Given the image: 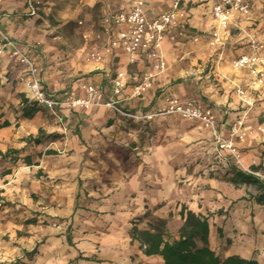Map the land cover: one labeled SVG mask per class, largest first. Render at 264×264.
Masks as SVG:
<instances>
[{
  "label": "crops",
  "instance_id": "crops-1",
  "mask_svg": "<svg viewBox=\"0 0 264 264\" xmlns=\"http://www.w3.org/2000/svg\"><path fill=\"white\" fill-rule=\"evenodd\" d=\"M28 1L0 0V28L34 60L48 97L78 96L83 85L90 83L103 91L105 100H112L111 78L124 69L127 85L118 97V107L147 115L141 120L156 125L159 131L152 137L146 163L110 162L106 145L126 140L122 130L129 118L106 106L78 108L72 113L56 108L54 114L28 93L21 59L10 55V49L1 54L0 264H162L159 257L144 255L140 243L132 239V229L144 227L140 218L146 212L165 218L172 213L168 227L178 238L182 205L208 218L210 244L222 258L239 255L264 264V209L252 199L251 186L235 187L206 174L189 175L181 185L176 182L183 174L184 151L193 141L217 146L211 142L210 129L197 120L185 121L188 131H177L174 143H169L162 130L168 131L169 121L183 122L179 114L164 112L167 97H196L211 104L222 136H229L234 122H243V139L236 138L235 145L245 168L252 171V165L264 162V85L258 89L262 100L243 117L244 106L235 86H249L252 79L247 71L232 65L248 37L264 40V0H250L252 12L247 17L235 15L224 52L211 53L208 75L202 74L200 62L211 52L205 48V35L215 28V22L204 0H186L187 25L201 39L198 44L166 41V70L152 79V86L140 98L130 95L144 65H129L125 54L109 51L102 25L104 43L97 47L101 58L83 57L77 67L81 79L71 89H54L53 73L42 74L44 56L34 43L41 37ZM172 2L145 0L146 12L154 16ZM124 5L117 0L113 7ZM100 9L102 12L101 5ZM92 49L86 44L79 51ZM211 75L219 82L206 80ZM25 102L39 107L31 118L23 115ZM175 128L178 126L171 123V129ZM176 147L183 152L174 159ZM229 161L234 163L230 156L225 157L223 166L229 168Z\"/></svg>",
  "mask_w": 264,
  "mask_h": 264
},
{
  "label": "built area",
  "instance_id": "built-area-1",
  "mask_svg": "<svg viewBox=\"0 0 264 264\" xmlns=\"http://www.w3.org/2000/svg\"><path fill=\"white\" fill-rule=\"evenodd\" d=\"M102 6V26L108 36L107 49L113 53H123L127 57L129 65H144L139 80L133 84L130 98H140L152 86V79L161 75L167 67L163 52L166 41L199 42L201 36L187 25V15L184 3L186 0H173L169 7L161 10L154 16L146 12L145 0H122L124 6L115 8L113 4L117 0H95ZM119 1V0H118ZM209 17L215 22V28L207 33L206 39L209 46L220 53L226 48V41L231 35V26L234 24L236 14L248 16L252 12L250 0H204ZM39 1L29 0V11L34 14L39 6ZM112 5V6H111ZM244 51L238 53L232 59V65L236 69L247 71L251 77L249 86L236 85V93L244 106L243 117L261 101V93L258 89L264 85V40L260 37L250 36L245 44ZM8 49L10 55L17 56L25 65L23 82L28 93L41 106H45L56 114V108H63L72 113L78 108L110 107L122 116L131 119H147L146 116H138L124 112L117 105L118 97L122 95L127 85L126 71L120 69L111 78L112 100H105L103 91L93 84L83 85L81 95L69 96L65 99H52L43 91L41 79L34 60L24 53L11 37L0 28V55ZM80 55L87 60H99L101 58L97 50H81ZM257 92L256 95L253 92ZM165 113H176L181 117L198 120L210 129L217 147L229 154L240 168L250 171L240 161V155L235 146L234 138L243 139L241 129L243 122H234L230 127L228 137L222 136L218 131L217 116L214 109L201 99L186 97L183 99L167 97ZM63 152V150H62ZM252 172V171H250ZM264 178V175L256 173Z\"/></svg>",
  "mask_w": 264,
  "mask_h": 264
},
{
  "label": "rangeland",
  "instance_id": "rangeland-1",
  "mask_svg": "<svg viewBox=\"0 0 264 264\" xmlns=\"http://www.w3.org/2000/svg\"><path fill=\"white\" fill-rule=\"evenodd\" d=\"M37 1L40 4L31 17H34L33 24L39 30V37H41L39 42L34 43L35 47H38L44 56L45 61L42 65V74L49 72V70L53 73V81L54 79L56 80L54 89L57 91L71 89L74 82H78L82 77L81 70L77 68L80 67L84 59L80 55L79 49L86 44L93 47L94 49L92 50H97V47L100 48L103 46L100 5L92 0ZM192 43L198 44L199 42ZM205 48L206 50L209 48L211 52L207 55V60L204 59L200 63L203 66L202 68H204L202 74L208 75L211 72L213 59L211 53L214 51L217 52V50L209 46L208 43L207 46L205 45ZM206 80L213 82L214 76H206ZM214 82L218 83L219 81L214 80ZM218 91L221 92L220 90ZM62 99L65 98L63 97ZM46 109L48 108L46 107ZM48 110L51 111L50 109ZM181 118H179V120L183 121L181 123L180 121H169L168 131L165 127L162 129L165 131L167 137L170 138L169 143L175 142L173 138L177 131L181 133L188 131V128L184 125L185 121L197 123L183 117ZM130 119L125 123L124 129L122 130L127 133L126 140L109 141L106 145V148L109 150L107 151V158H109L110 162L146 163V159L149 156L148 152L154 143L152 137L159 130L156 125H151L149 121ZM171 123L172 125L178 126V128L171 129ZM213 141L215 139L211 142ZM202 142L204 141H193L184 151L186 155H184V163L182 166L183 174L177 177L176 182L178 184H183V181L189 175L200 176L206 174L216 178H224L232 173L229 168L223 166V160L230 155L221 151L217 146L213 147L208 143ZM234 142L236 143V137L234 138ZM173 152L174 154L171 158L175 159L178 157L176 156L177 153H182L183 150L176 147ZM231 158L236 163L233 157ZM240 161L244 165L241 157ZM237 165L239 166V164ZM258 173L264 175L262 171ZM251 191L256 193V188L251 186Z\"/></svg>",
  "mask_w": 264,
  "mask_h": 264
},
{
  "label": "trees",
  "instance_id": "trees-1",
  "mask_svg": "<svg viewBox=\"0 0 264 264\" xmlns=\"http://www.w3.org/2000/svg\"><path fill=\"white\" fill-rule=\"evenodd\" d=\"M206 104L211 106L209 103ZM121 109L126 113L135 114L133 110ZM22 110L25 117L31 118L39 110V107L35 102H25ZM47 153H56V151L48 150ZM229 162V169L232 173L222 179L235 187L254 186L256 193L251 197L256 204L264 209V178L256 174L260 171L264 173V162L252 165V172L243 170L235 163ZM179 215L183 223L178 230V238L173 236L168 227V222L173 216L172 213L165 218L152 212H146L140 218V222L145 221L144 227H134L132 239L140 243L144 255L157 256L161 259L162 264H260L256 259H247L239 255L222 258L210 244L208 218L196 214L185 205L181 206ZM218 234L223 238L221 231H218Z\"/></svg>",
  "mask_w": 264,
  "mask_h": 264
}]
</instances>
